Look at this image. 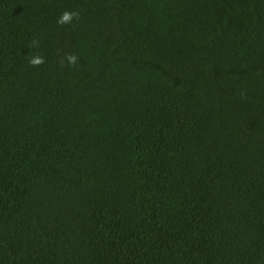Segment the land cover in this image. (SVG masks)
Listing matches in <instances>:
<instances>
[{"label":"trees","instance_id":"1","mask_svg":"<svg viewBox=\"0 0 264 264\" xmlns=\"http://www.w3.org/2000/svg\"><path fill=\"white\" fill-rule=\"evenodd\" d=\"M0 264H264V0H0Z\"/></svg>","mask_w":264,"mask_h":264},{"label":"clouds","instance_id":"2","mask_svg":"<svg viewBox=\"0 0 264 264\" xmlns=\"http://www.w3.org/2000/svg\"><path fill=\"white\" fill-rule=\"evenodd\" d=\"M81 17V13L79 11L65 10L60 14L57 18L56 23L60 26L70 25L74 20H79ZM31 48L40 47V40L38 38H34L30 44ZM78 55L75 52L66 53L61 60V63L67 67H75L78 62ZM28 63L34 67L38 68L46 63V58L39 53L33 54L29 57Z\"/></svg>","mask_w":264,"mask_h":264}]
</instances>
